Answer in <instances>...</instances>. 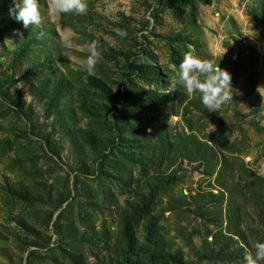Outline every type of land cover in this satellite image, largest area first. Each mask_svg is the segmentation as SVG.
I'll list each match as a JSON object with an SVG mask.
<instances>
[{"label":"rangeland","instance_id":"rangeland-1","mask_svg":"<svg viewBox=\"0 0 264 264\" xmlns=\"http://www.w3.org/2000/svg\"><path fill=\"white\" fill-rule=\"evenodd\" d=\"M11 4L0 264H244L264 240V0H38L29 28ZM190 51L230 73L215 111L169 90Z\"/></svg>","mask_w":264,"mask_h":264},{"label":"clouds","instance_id":"clouds-1","mask_svg":"<svg viewBox=\"0 0 264 264\" xmlns=\"http://www.w3.org/2000/svg\"><path fill=\"white\" fill-rule=\"evenodd\" d=\"M51 2L52 8L57 13L83 14L87 9V0H51ZM9 15L21 22L24 28H29L30 25L39 26L41 23L38 0H12ZM17 35L23 38L18 31ZM120 35L123 36L124 33L121 32ZM96 56L97 53L93 51L86 58V71L89 73L96 62ZM170 67L175 72V76L170 81L169 90L174 91L179 84L190 94L199 93L201 103L208 112L215 111L223 102L232 99L228 93V89L232 88L230 73L218 63L202 59L190 51L184 54L178 68L175 65ZM260 260H264V240L256 242L254 251L243 256L244 264H257Z\"/></svg>","mask_w":264,"mask_h":264}]
</instances>
